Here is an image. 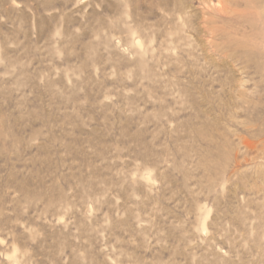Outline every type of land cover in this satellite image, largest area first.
Listing matches in <instances>:
<instances>
[{"label":"rangeland","instance_id":"374dc122","mask_svg":"<svg viewBox=\"0 0 264 264\" xmlns=\"http://www.w3.org/2000/svg\"><path fill=\"white\" fill-rule=\"evenodd\" d=\"M0 264H264V0H0Z\"/></svg>","mask_w":264,"mask_h":264}]
</instances>
